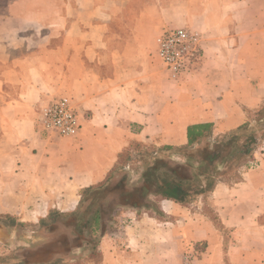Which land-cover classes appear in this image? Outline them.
I'll use <instances>...</instances> for the list:
<instances>
[{"label":"crops","instance_id":"0c3cea01","mask_svg":"<svg viewBox=\"0 0 264 264\" xmlns=\"http://www.w3.org/2000/svg\"><path fill=\"white\" fill-rule=\"evenodd\" d=\"M175 28L200 37L178 81L156 57ZM59 96L76 138L36 130L37 106ZM263 125L264 0H0V178L20 179L40 216L73 211L139 147L212 152L219 170L229 136L251 140L235 181L194 204L159 199L161 221L132 209L100 238V264H264Z\"/></svg>","mask_w":264,"mask_h":264},{"label":"rangeland","instance_id":"374dc122","mask_svg":"<svg viewBox=\"0 0 264 264\" xmlns=\"http://www.w3.org/2000/svg\"><path fill=\"white\" fill-rule=\"evenodd\" d=\"M261 130V136L264 137V125ZM234 137L222 151L217 164L219 170L213 166L215 180L235 181L238 170L245 162L244 151L251 147L249 135L239 132ZM136 152L139 156L133 161L127 159L128 154L123 155L108 178L94 186H106L104 195L82 190L79 203L73 211L50 210L45 217L40 216L38 210L24 207V202H29L35 195L19 193L20 179L0 178V204L6 205L5 209H0V264H35L43 260H55L57 256L62 259L60 264H100V238L115 233L126 221L133 219L132 209L119 205L120 192H127L141 184L144 171L158 159L169 166L194 164L195 160H199L196 155L191 161L187 159L181 163L177 160L183 152H189L188 149L156 151L139 147ZM196 200L186 204H194ZM149 205L147 211H136L148 213L161 221L158 200L151 197ZM98 209L101 217L96 213ZM73 221H87L88 226L77 231ZM95 221H101V229H95ZM92 247L95 249L92 250ZM186 256L188 263L193 257L191 254Z\"/></svg>","mask_w":264,"mask_h":264},{"label":"trees","instance_id":"16d2710c","mask_svg":"<svg viewBox=\"0 0 264 264\" xmlns=\"http://www.w3.org/2000/svg\"><path fill=\"white\" fill-rule=\"evenodd\" d=\"M232 142L235 137L229 136ZM226 146L220 147L217 151L225 150ZM216 151V153H218ZM245 153V152H244ZM199 160L192 164L167 165L162 159L156 160L150 165L142 175V182L127 192H120V203L122 207H128L133 210L147 211L150 207L149 201L153 197L156 200L166 199L176 203L186 204L194 201L200 195L209 192L218 180H215L213 171V154L208 151H191L185 153L188 161L193 160L194 156ZM106 186L89 187L84 192H96L98 195H104L103 189ZM97 214L101 217V211ZM99 216H96L98 218ZM43 222V221H41ZM77 231L87 228V221H73ZM101 221H95V229L99 228ZM95 249V247H94ZM92 247V250H94ZM62 259L56 257L55 260H43L35 264H60Z\"/></svg>","mask_w":264,"mask_h":264},{"label":"built area","instance_id":"2783aa9c","mask_svg":"<svg viewBox=\"0 0 264 264\" xmlns=\"http://www.w3.org/2000/svg\"><path fill=\"white\" fill-rule=\"evenodd\" d=\"M199 44V35L185 28L166 30L157 37L156 57L171 80L178 81L195 70L200 60ZM36 115V130L47 135L73 139L81 129L79 113L66 96L39 104Z\"/></svg>","mask_w":264,"mask_h":264}]
</instances>
